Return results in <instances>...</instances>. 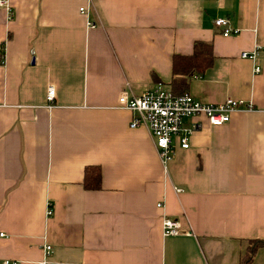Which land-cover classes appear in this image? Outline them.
Listing matches in <instances>:
<instances>
[{"label":"crops","instance_id":"obj_1","mask_svg":"<svg viewBox=\"0 0 264 264\" xmlns=\"http://www.w3.org/2000/svg\"><path fill=\"white\" fill-rule=\"evenodd\" d=\"M10 4L0 6V264H240L264 239V0ZM220 17L239 32L224 36ZM197 41L213 44L214 64L185 91L254 109L221 126L185 120L199 128L166 173L119 97L173 89V56ZM256 47V60L241 57ZM90 165L100 189L85 187ZM166 214L180 234H163ZM250 264H264V246Z\"/></svg>","mask_w":264,"mask_h":264},{"label":"built area","instance_id":"obj_2","mask_svg":"<svg viewBox=\"0 0 264 264\" xmlns=\"http://www.w3.org/2000/svg\"><path fill=\"white\" fill-rule=\"evenodd\" d=\"M0 6L4 7L8 13L12 11L10 0H0ZM79 10L81 13L87 14L88 6H82ZM88 25L95 26L90 21H88ZM215 25L223 30L224 36L239 32L238 29L230 26V20L225 17L217 18ZM258 55L259 48L256 47L251 51L242 52L241 57L254 61ZM260 70V66L254 67L255 73ZM55 94V87L50 85L47 92L49 106L54 103ZM119 106L135 114L130 124L132 128L145 126L149 129L166 173L168 164L175 156L177 148L189 149L191 138L199 128L198 124L185 125V120L204 117L209 124L221 126L231 120L233 113L240 110L251 111L254 109L251 101L235 97H227L219 103H209L201 101L187 92L175 94L162 83H157L155 87L137 96H130L126 92H122L119 97ZM162 205V202L158 204V206ZM47 213L50 215L53 210L49 207ZM162 222L163 234L166 236L178 235L182 231L180 221L167 214L164 215ZM44 251L46 254L51 252V245H46ZM2 264H17V262L5 259Z\"/></svg>","mask_w":264,"mask_h":264},{"label":"trees","instance_id":"obj_3","mask_svg":"<svg viewBox=\"0 0 264 264\" xmlns=\"http://www.w3.org/2000/svg\"><path fill=\"white\" fill-rule=\"evenodd\" d=\"M214 59L213 44L204 41L195 42L192 54H175L172 62L174 73L172 92L175 94L186 93L187 77L191 73L203 74L214 64ZM84 184L87 189H100L102 187V173L99 166L90 165L85 168ZM263 246L264 239L252 240L249 246L250 250L244 255L240 264H250L257 250Z\"/></svg>","mask_w":264,"mask_h":264},{"label":"bare ground","instance_id":"obj_4","mask_svg":"<svg viewBox=\"0 0 264 264\" xmlns=\"http://www.w3.org/2000/svg\"><path fill=\"white\" fill-rule=\"evenodd\" d=\"M172 91V90H171Z\"/></svg>","mask_w":264,"mask_h":264}]
</instances>
